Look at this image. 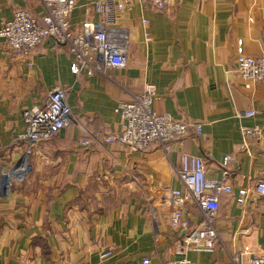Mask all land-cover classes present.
Listing matches in <instances>:
<instances>
[{
  "label": "crops",
  "instance_id": "1",
  "mask_svg": "<svg viewBox=\"0 0 264 264\" xmlns=\"http://www.w3.org/2000/svg\"><path fill=\"white\" fill-rule=\"evenodd\" d=\"M94 1L76 0L71 29L99 20ZM20 9L42 13L38 0H0V25ZM109 27L126 33L129 50L124 68L108 69L112 79L74 73L67 47L50 37L28 56L0 38V264H142L144 257L161 264L180 256L232 264L228 253L263 252L264 195L250 191L243 203L236 195L264 178V83L240 79L235 57L238 41L244 53L264 55V0H174L163 10L130 0ZM146 83L155 86L157 112L200 129L189 126L167 155L157 145H82L90 134L119 132L118 102ZM55 86L65 89L75 121L26 154L21 114L43 105ZM246 110L255 113L237 115ZM242 125L263 128L247 148ZM178 151L201 156L212 178L222 177V160L231 156L232 190L218 195L213 248L186 249L184 230L169 224L170 190L183 189L173 171ZM14 167H23V177L7 186L1 171ZM183 215L191 226L201 219L190 201Z\"/></svg>",
  "mask_w": 264,
  "mask_h": 264
},
{
  "label": "built area",
  "instance_id": "2",
  "mask_svg": "<svg viewBox=\"0 0 264 264\" xmlns=\"http://www.w3.org/2000/svg\"><path fill=\"white\" fill-rule=\"evenodd\" d=\"M130 0H95L92 4L98 21L86 20L80 29H71L70 16L76 6V0H38L41 7L39 19L27 9L16 10L10 19L0 25V38L18 56H28L31 50L45 38H52L64 44L73 58L72 71L87 76L100 74L111 78L109 68H124L128 61V40L124 31L111 28L117 11L126 7ZM155 9L163 10L174 0H147ZM145 40L151 37L147 30L149 20L143 19ZM237 75L244 82H264V56L247 55L242 47L236 50ZM129 97L120 100L116 111L120 115V130L114 134H90L81 143L83 146L120 143L130 151L143 150L157 145L165 155L173 151V142L177 137L186 134L189 126L196 130L200 124H190L185 120L174 119L169 113H159L153 108L156 98L155 86L146 83L141 92L128 91ZM254 110L237 112V115L251 116ZM21 117L24 121L19 138L26 144L24 153L30 154L36 144L53 138L57 133L75 121L72 109L67 101L66 91L62 86H55L47 95L43 105L25 109ZM242 146L247 148L249 140H259L263 128L258 125H242L240 127ZM179 163L173 167L174 174L183 185V189L172 188L169 193L170 226L184 230L183 241L186 249L200 250L213 248L220 237L214 224L218 210L220 192H231L226 182L228 171L225 166L231 156L226 154L222 160V177L207 176L201 156L178 151ZM23 167H14L1 171L6 178L7 186L23 177ZM250 191L264 195V178L258 179L253 187L240 188L236 201L243 203ZM192 202L198 209L201 219L194 225L184 217L183 210L187 202ZM110 249L104 250L100 256H109ZM232 264H264V251L252 253L247 248L228 253ZM142 264H151L148 257ZM161 264H195L185 256L169 260Z\"/></svg>",
  "mask_w": 264,
  "mask_h": 264
},
{
  "label": "rangeland",
  "instance_id": "3",
  "mask_svg": "<svg viewBox=\"0 0 264 264\" xmlns=\"http://www.w3.org/2000/svg\"><path fill=\"white\" fill-rule=\"evenodd\" d=\"M129 2H130V1H128V2L126 3V5H127ZM125 8H126V7H125ZM125 8H124V9H125ZM239 46L241 47V42H240V41H238V43H237V48H238ZM237 48H236V50H237ZM247 55H249V54H247ZM255 56H256V55H255ZM262 56H264V55H262ZM236 74H237V73H236ZM237 76H238V75H237ZM238 77H239V76H238ZM239 78H240V77H239ZM249 82H252V81H249ZM259 82H260V81H259ZM263 83H264V82H263Z\"/></svg>",
  "mask_w": 264,
  "mask_h": 264
},
{
  "label": "trees",
  "instance_id": "4",
  "mask_svg": "<svg viewBox=\"0 0 264 264\" xmlns=\"http://www.w3.org/2000/svg\"><path fill=\"white\" fill-rule=\"evenodd\" d=\"M184 136V135H183ZM183 136H180V137H177L178 139H180L181 137H183ZM218 206H219V203H218Z\"/></svg>",
  "mask_w": 264,
  "mask_h": 264
}]
</instances>
